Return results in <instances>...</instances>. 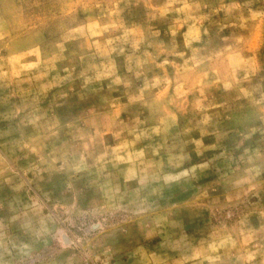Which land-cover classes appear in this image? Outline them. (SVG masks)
<instances>
[{"label": "rangeland", "instance_id": "1", "mask_svg": "<svg viewBox=\"0 0 264 264\" xmlns=\"http://www.w3.org/2000/svg\"><path fill=\"white\" fill-rule=\"evenodd\" d=\"M0 264H264V0H0Z\"/></svg>", "mask_w": 264, "mask_h": 264}]
</instances>
